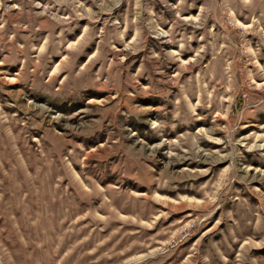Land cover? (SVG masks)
I'll use <instances>...</instances> for the list:
<instances>
[{"label": "rangeland", "instance_id": "374dc122", "mask_svg": "<svg viewBox=\"0 0 264 264\" xmlns=\"http://www.w3.org/2000/svg\"><path fill=\"white\" fill-rule=\"evenodd\" d=\"M0 264H264V0H0Z\"/></svg>", "mask_w": 264, "mask_h": 264}, {"label": "crops", "instance_id": "0c3cea01", "mask_svg": "<svg viewBox=\"0 0 264 264\" xmlns=\"http://www.w3.org/2000/svg\"><path fill=\"white\" fill-rule=\"evenodd\" d=\"M80 37H81V36H80ZM93 55H94V54H93ZM93 55H92V56H93Z\"/></svg>", "mask_w": 264, "mask_h": 264}]
</instances>
